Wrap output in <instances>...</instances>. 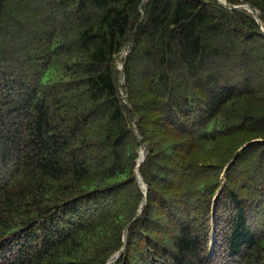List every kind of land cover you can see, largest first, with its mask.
Returning a JSON list of instances; mask_svg holds the SVG:
<instances>
[{"label":"trees","instance_id":"1","mask_svg":"<svg viewBox=\"0 0 264 264\" xmlns=\"http://www.w3.org/2000/svg\"><path fill=\"white\" fill-rule=\"evenodd\" d=\"M144 2L0 0V264H264V32Z\"/></svg>","mask_w":264,"mask_h":264},{"label":"rangeland","instance_id":"2","mask_svg":"<svg viewBox=\"0 0 264 264\" xmlns=\"http://www.w3.org/2000/svg\"><path fill=\"white\" fill-rule=\"evenodd\" d=\"M145 2H144V4H146V2L148 1V0H144ZM227 3H228V1H227ZM229 4V3H228ZM229 5H231V4H229ZM234 5H236V4H234ZM237 5H239V4H237ZM261 19V18H260ZM264 26V25H263ZM131 48H132V46L130 45V46H128L127 47V50H124L121 54H119L117 57H116V64H117V69H118V71L120 72L119 74H120V85H121V93H122V95L124 96L123 98H124V102H125V104H127L128 105V99H127V96H128V94H127V92H126V89H125V87H126V80H125V74H124V67H125V63H126V58H127V56H128V54L130 53V51H131ZM254 64H256V62H253ZM257 66L259 67L260 66V68L262 69V70H264V66H262V65H260L259 63H257ZM259 71H261V70H259ZM263 75H264V72H263ZM135 122L136 121H134V123H133V126H134V128H136L137 126L135 125ZM146 152H147V148H145L144 146L140 149V153H141V157H143L144 155H146ZM141 176V175H140ZM142 178V177H141ZM141 181V180H140ZM141 185L142 186H145L144 185V183H143V181H141ZM127 233H125L124 234V237H123V239H124V241L126 242V240H127ZM124 251V250H123ZM122 256V252H120V253H117L116 255H114L112 258H111V260H110V262L108 263V264H115L117 261H118V259L120 258Z\"/></svg>","mask_w":264,"mask_h":264},{"label":"water","instance_id":"3","mask_svg":"<svg viewBox=\"0 0 264 264\" xmlns=\"http://www.w3.org/2000/svg\"><path fill=\"white\" fill-rule=\"evenodd\" d=\"M221 6L235 11V10H241V11H247L249 14H251L255 20L258 22L259 26L261 27L262 31L264 32V26L263 23L260 19L261 13L259 12V10L254 7L253 5H251L249 2H247L246 0H240V4L239 5H229L227 3V0H217ZM140 166V165H139Z\"/></svg>","mask_w":264,"mask_h":264},{"label":"bare ground","instance_id":"4","mask_svg":"<svg viewBox=\"0 0 264 264\" xmlns=\"http://www.w3.org/2000/svg\"><path fill=\"white\" fill-rule=\"evenodd\" d=\"M224 1V0H223ZM143 159H145V155L143 156V157H141V159H140V163H142V161H143Z\"/></svg>","mask_w":264,"mask_h":264}]
</instances>
